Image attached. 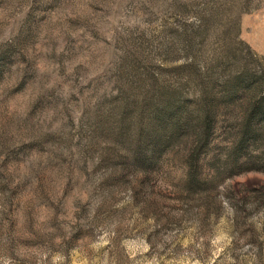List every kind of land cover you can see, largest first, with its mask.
I'll return each instance as SVG.
<instances>
[{
  "label": "rangeland",
  "instance_id": "374dc122",
  "mask_svg": "<svg viewBox=\"0 0 264 264\" xmlns=\"http://www.w3.org/2000/svg\"><path fill=\"white\" fill-rule=\"evenodd\" d=\"M0 264H264V0H0Z\"/></svg>",
  "mask_w": 264,
  "mask_h": 264
}]
</instances>
